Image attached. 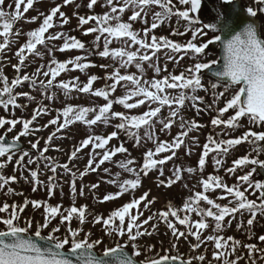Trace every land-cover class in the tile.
<instances>
[{"label":"snow or ice","instance_id":"1","mask_svg":"<svg viewBox=\"0 0 264 264\" xmlns=\"http://www.w3.org/2000/svg\"><path fill=\"white\" fill-rule=\"evenodd\" d=\"M34 2L37 0H14L15 11H4L3 0H0V37L3 42L0 43V52L6 49L10 50L12 41L10 37H19L26 35V42L19 47L14 53L19 63L12 65L17 75L9 80L5 75L3 68L0 67V107L7 110L12 108L26 107V105L18 104V97H26L29 100H35L29 92H15L17 86L28 82L31 87H35L37 83L40 88L45 90L55 86L63 91L65 97H68L73 90L80 93H90L92 98H103L105 103L98 105L95 99L90 101L91 106L74 105L66 103L62 109L56 110V116L48 121V125L55 126V131L48 135L43 149H39L40 140L29 141L30 148L39 152L36 160L31 158L29 150H25L20 146L21 137H27L39 128H33V123L37 117L48 113V106L38 105L33 110L31 118L8 119L0 116V128L5 129L4 134H0V158H6L0 161V189H4L10 182L18 180L17 175H4L3 170L7 164L12 162L14 155L19 153V158L15 159V164L22 169H28V166L36 164L39 167L40 158L51 161V157L45 156L51 147V142L57 133L66 132L75 123L81 122L92 129L93 126L109 125L113 118L118 119L115 124V130L107 135H98L89 132L85 138L79 141V146L70 152L68 159L70 162L79 159L78 153L82 149L90 147L92 149L87 164L82 171L79 172L81 178L89 172H97L105 162L117 163L113 160L116 154H127L129 149L125 143L121 141L118 146H111L110 141L113 138L117 140L123 135L133 141V147H140L143 140H150L154 143V149L148 148L142 155V163H137L135 159L120 160L118 166L123 172L130 173L132 178L120 179L121 172H116L115 178L104 181L98 180L91 184V189L95 190L100 187L101 183L115 185L118 188L116 192H108L102 197H97L99 203L111 202L117 198H121L125 194L130 195V200L121 206L110 210L105 217L103 214H97L89 209L87 204L77 206L76 196L84 195V188H77L76 172L72 171L69 163L63 165L56 164L52 161L51 172L58 174V169L62 168L65 172L70 173V191L72 195L71 206L64 208L62 204L52 205L47 201L29 200L25 198L23 204L4 202L0 206V213H8L7 216L0 215V224L4 227L0 229V264H196V261L202 264H237L243 259L238 253L241 248L247 249V257L249 264H257V259L253 258V253H261L259 264H264V247H258L254 243L243 244L240 240L233 236L226 238L222 233L226 227H231L233 219L237 214L241 220L237 223V228L243 227V216L248 213L250 218L247 219V230L250 231L254 221L259 214L264 217V181L253 179L254 173H257V167L264 169V160L250 157L245 154L233 161L232 167L226 169L227 173H234L237 167L252 165L251 170L246 174L237 177V183L229 186L224 177L216 174H209L206 178L203 172L206 165V158L210 153H214V164L217 167L222 165L223 157L228 155L229 151L236 146L247 142L252 147V152H264V22L258 21V13L264 14V0H254V6L241 7L236 11L233 5L236 0H219L220 4L230 6L227 13L219 7L213 8L215 14L214 19L207 22L201 19L200 12L203 6V0H105L109 10L102 14L78 15V27L83 28L90 21L95 23L83 29V35L95 34L92 47L89 48L84 42L75 36H70L66 32L57 31L49 33V29H53L57 25L54 23V17L59 14L60 27L69 22V17L61 11V4L51 7L48 14L38 12L36 16L26 18L24 16L30 9H34ZM42 2V0H40ZM52 2V0H49ZM74 0H63V5H69ZM99 0H90L87 4L88 9H93ZM22 4H24L22 9ZM182 6V7H181ZM12 6L9 5V8ZM80 5L77 4V8ZM129 10L131 15L127 21L123 20L125 10ZM73 15H77L74 13ZM152 18V23L147 26V17ZM138 18L144 20L145 27L142 29L143 36L140 35L141 30H135L133 23ZM175 19L178 25L171 29L170 35L183 36L191 33V38L187 42H176L169 36H156L154 29L171 22ZM26 20L28 23H34L42 19L39 26L33 30L17 29L13 32L14 25L20 20ZM183 27V31L180 30ZM239 29V30H238ZM209 32L213 33L209 36ZM48 33L46 36L45 34ZM151 39L149 41V34ZM103 38V48L100 50V42ZM62 40L63 43L58 50L64 52L66 50H84L85 55H77L64 61H58L54 56L51 57L47 66L41 64L31 74L24 72L20 75L23 67H26V55H36L43 58L45 53L38 50V46H43L48 54L54 50L50 46L51 42ZM114 42L119 46L110 47ZM138 45L135 50L133 46ZM217 45L221 50V55L217 59H206L210 46ZM161 49L165 50V60L173 61L178 67L180 60L185 56L195 57L194 63L184 68L178 74L168 72L167 64L161 68L159 64L158 53ZM150 50V51H149ZM183 53L177 58L176 54ZM91 55H98L101 58H110L115 66L111 73H108L104 79L111 80L112 83H106L100 88H93L95 81L100 79L97 75H90L85 83L80 82L79 77H73L70 80H59L57 77L61 73H67L70 70L79 69L84 72L89 67L97 66L88 59ZM145 62L149 68L159 76L165 72L161 78L155 76L151 79L145 78ZM9 63H11L9 59ZM54 65V66H53ZM72 65V69H69ZM106 72L112 66L108 64L98 65ZM130 66H134L137 73L131 72ZM218 66V67H214ZM47 67V70H43ZM208 70L211 75L210 86L213 95V104L223 101V107L217 106L214 110L217 115L211 119V125L221 128V133L217 136L209 134L207 142L203 145L202 154L198 160L197 167L174 166L172 173L168 177H164V166L168 162H172L177 157V150L185 143V137H189V133L193 129H199L204 125L199 124L194 118L186 120L181 112L183 109H195L197 115L205 109H201L198 103H204V97L197 93L200 90L207 92L209 89L203 82L204 71ZM123 71V74H122ZM43 76L45 79H38ZM123 82L125 91L119 96L114 97L112 94L116 92L117 86ZM82 83V86H81ZM222 89V90H221ZM56 92L46 95V99L53 100ZM135 97V102H129ZM121 105L124 109L133 110L140 106H145V111L140 114H127L124 111H115L114 105ZM167 107L168 116H163L162 109ZM208 109L212 105H207ZM229 110L232 115L224 118ZM176 118H179V128L182 129L177 136L171 141L159 140L156 135V124L159 123L160 132L170 130ZM242 119H246L248 123H242ZM18 124L22 125L21 130L11 138L9 142L6 139L8 133H11ZM5 126H7L5 128ZM247 128L242 135L235 138H219L220 136H231L238 128ZM256 130H253V129ZM66 138V137H64ZM192 142H198V138L190 137ZM99 149L97 152L95 150ZM170 153V154H169ZM188 154H191L189 149ZM28 157L25 163V158ZM136 164V167H132ZM47 168L48 165L46 164ZM104 173H110V169L105 167L102 169ZM158 172L157 187H172L177 182L183 181V175L200 172L198 185L202 187L201 191H195L187 198L182 199V204L176 206L171 200L166 201V207L152 211L151 205L158 201V197L149 199L151 189L144 191L138 198L134 193L143 186L142 179L147 177L150 172ZM23 175V173H21ZM164 177V178H160ZM29 183L33 184V191L37 190V186L43 183L39 179L38 170H30V179L25 177ZM55 176L48 177L45 188L49 196L54 195ZM243 182V184L241 183ZM246 185V186H243ZM185 188H189L184 184ZM222 189L223 194L216 198H211L207 193L215 192ZM251 190V191H250ZM62 191V190H61ZM191 191V189H189ZM258 196L255 199L250 196ZM247 193V195H246ZM16 194L15 189L7 187L5 195ZM23 195V193H19ZM227 203H219L217 200H225ZM259 201V203H258ZM143 202V203H142ZM204 202V206L202 203ZM31 206L34 209H43L42 220L34 221L32 218H24L22 222L21 213L25 208ZM135 210V214H133ZM148 211L149 215L145 217L144 212ZM183 213V216H181ZM195 213L199 218L191 219V214ZM92 216V223L102 224L105 233L112 237H127L125 243L116 242L115 246H105L101 253L96 252V248L103 244L101 238L92 239L91 231L85 233L82 225L86 222L87 217ZM76 219L80 227L73 228L72 220ZM185 226V231L179 230L177 223ZM208 218H212L211 221ZM226 218H228L226 220ZM59 219V224L52 226V221ZM150 221H162L166 224V228L171 231V236L175 242L170 243L169 248H164L163 241L159 242L160 251L156 252V245L147 246L140 245L138 238L144 236L151 237L158 232L157 223H152L150 227L141 231L142 225H149ZM35 223V231H32ZM61 226L66 228L65 233L58 235ZM47 235L42 232L49 229ZM135 229V231H134ZM195 229V230H194ZM205 229H211V234L202 238ZM164 235H168L165 232ZM195 238L196 243H192L188 237ZM183 238L189 243L190 248L195 251L202 244L208 242L214 245L212 261H206L204 254L193 255L187 259L179 253L178 244ZM258 240L264 242V234L259 235ZM231 242V244L229 243ZM132 249L129 254L128 248ZM145 247L147 251L155 252L154 256L141 257ZM175 249V254L172 250ZM205 250H207L205 248ZM234 256V259H228Z\"/></svg>","mask_w":264,"mask_h":264},{"label":"rangeland","instance_id":"2","mask_svg":"<svg viewBox=\"0 0 264 264\" xmlns=\"http://www.w3.org/2000/svg\"><path fill=\"white\" fill-rule=\"evenodd\" d=\"M90 2V0H74L73 3L69 5H63V0H52V2H49V0H37V2H34V9H30L27 13L24 14L26 18H31L32 16H36L38 12H43L44 14H48L51 7H54L56 4H61V11H63L67 17H69V22L66 25H63L61 28L60 25V18L59 14H57V17H54V23L57 25L53 29H49V33H54L57 31L66 32L70 36H75L78 39H80L82 42L86 44L87 47H92V42L94 40L95 34H88L83 35V29H86L87 27L94 24V21H90L88 25H84L83 28H79L78 24V15H83L87 17L88 15L93 14H102L104 11L109 10L105 0H99V2L94 5L93 9H88L87 4ZM119 2V0H117ZM177 0H174V3H176ZM248 5L254 6V0H246ZM24 3H26V0H24ZM77 4L80 5L79 8H77ZM9 5L12 7L9 8ZM24 4H22L23 9ZM182 7V6H181ZM3 9L4 11H15L14 8V0H3ZM74 13H77V15H73ZM131 15V12L129 10H125V13L123 14V20L127 21L129 16ZM147 19V26H150L152 23V18L149 16ZM42 22L41 20H38L34 23H28L26 20L22 19L19 22H17L14 25L13 32L17 29H22L25 32L27 30H33L36 27L39 26V23ZM144 20L138 18L136 22L133 23V28L135 30H141L140 35L143 36L142 29L145 27ZM178 25L175 23V19L173 18L171 22V27L168 23L163 24L162 26L158 27L157 29L153 30V33L156 36H169L170 39L176 41V42H187L191 38V33H187L183 36L180 35H170L171 29L176 28ZM180 30L183 31V27H180ZM0 31H2V28H0ZM149 34V41L151 39V34ZM46 36L48 33L45 34ZM26 35H20L18 38L13 36L10 37V40L12 43L10 44V50L6 49L3 52H0V67L3 68V71L5 75L9 77V80L14 78L17 75L16 70L12 67V65H15L19 63L18 58L15 57L14 53L19 49L21 45H23L26 42ZM3 42V38L0 37V43ZM63 43L62 40H56L51 42L50 46L53 47L54 50L51 54H48L45 51V48L43 46H38V50L41 52H44L45 55L43 58L37 57L36 55H29L27 52H25L26 55V61L25 65L26 67H23L21 70L20 75H23L24 72H27V74L31 75L36 68H38L41 64L47 66L49 63V60L51 57H55L58 61H64L69 58H73L77 55H85L86 53L84 50H66L64 52H60L58 50L59 46H61ZM119 44L117 42H114L110 45V47H117ZM138 45L133 46V50L137 48ZM103 48V38L100 42V50ZM150 51V50H149ZM159 57V64L161 68H163L164 64H167V71L172 72L175 74H178L180 71H182L184 68L190 66L192 63H194L195 57H191V54L189 56H185L184 59L180 60L179 66L177 67L173 61L165 60V50L161 49L160 52L157 54ZM177 58H179L180 55H183V53L176 54ZM214 58L213 54H208L206 59L211 60ZM9 59L11 63H9ZM89 60H91L94 64L97 66L95 67H89L84 70V72H81L79 69L70 70L69 72L61 73L59 77H57V81L54 82L58 83L59 80H70L73 77H79L80 82L85 83L90 75H97L100 77L97 81L94 82L93 88H100L104 86L106 83L110 84L112 83L111 80H105L104 77L108 73H111L113 71V68L118 65H114L113 61L110 58H101L98 55H91L88 57ZM101 64H108L112 65L107 69V72L99 67L98 65ZM54 66V65H53ZM145 66V78L151 79L152 77L161 78L165 72H162L159 76L153 71V69L149 68L147 65V62L144 64ZM69 69H72V65L68 66ZM43 70H47V67H45ZM131 72L137 73L139 75L138 70L134 66H130L129 69ZM123 74V71H122ZM38 79H45L43 76L38 77ZM205 85L208 87V91L205 92L203 90L198 91V95L201 97H204V103H198V106L202 110L198 115L195 111V109L191 108L190 105L188 108H185L182 110L181 115L184 116L186 120L195 119L199 124L204 125V127L199 129H193L189 133V137H185V143L181 146L180 149L177 150V157L173 158L172 162L166 163L164 166V177H168L173 169L174 166H183L184 169H187L188 167H197L198 166V160L200 155L203 151V145L207 142V136L209 134H212L213 136H217V134L221 133V128L216 127L214 128L211 125V119L217 115V112L214 110L217 106L223 107V101L218 102V104H213V95H212V89L210 86L209 81H203ZM81 83V86H82ZM0 86H2V82H0ZM222 90V89H221ZM125 91V87L123 86V82H121L120 85L117 86V90L112 95L114 97H119L123 92ZM15 92H29L31 96L35 97V100H29L26 97H18V104L20 105H26V107H20V108H12L11 106L9 109L5 110L2 107H0V116H4L8 119H11L13 117L16 118H24L29 119L31 118L33 114V110L38 107V105H46L48 106V113L42 114L37 117V120L33 123V128H39V131H34L32 134L25 137L26 141L29 143V141H36L40 140L39 149H43L45 141L49 134L55 131V126L48 125V127H41L42 125H45L53 119L56 116V110L62 109L66 103H72L74 105H84V106H91L90 101L92 99H95V102L98 105H102L105 103L103 98H92L90 96V93H80L75 90L72 91V93L65 97L63 91H60L55 86L48 89L45 93V90L40 88L39 84L35 87H31L28 82H24L22 85L17 86L15 89ZM53 92H56V97L53 100L46 99V95H51ZM135 97L132 98L129 102H135ZM207 105H212L211 109L207 108ZM115 111H124L127 114H140L143 111H145V106H140L138 109L128 110L124 109L121 105H114ZM163 116H168V109L165 107L162 109ZM232 111L229 110V113L226 114L224 118H227L228 115H232ZM118 119L113 118L109 125H100V126H93L92 129H87V126L83 125L81 122L75 123L74 126H71L66 132L57 133L56 137L51 142V147L47 153H45V156L51 157V161H46L43 158H40L39 161V167L37 168L36 164L28 166V169H22L19 166L15 164V159L19 158V154L14 155V159L12 162L8 163L6 168L3 170L4 175H12L15 174L18 177V180L16 182H10L9 185L5 186L4 189H0V206L3 205L4 202H7L9 204L17 203V204H23V201L25 198H28L29 200H41V201H47L48 203L52 205L56 204H62L64 208L70 207L72 202V195L70 191V173L65 172L62 168L58 169V174H53L51 172V167L55 166L53 165L52 161H55L56 164L63 165L64 163H69L70 167H72V171L76 172V184L77 188H84V195L83 196H76V205H84L87 204L89 206V209L97 214H103L105 217L109 214L110 210L115 209L118 206H121L123 203L128 202L130 200V195L125 194L121 198H117L111 202H104L99 203L96 199L97 197H102L104 194H107L108 192H116L118 191V188L115 185H110L106 182L101 183L100 187L98 189H91V184L97 182L98 180L103 179L104 181H107L109 179L115 178L116 172H121L120 179L125 178H132L130 173H125L123 170H121L118 166V162L120 160H126V159H135L137 163H142V155L148 148L154 149V143L150 140H143L142 145L140 147H133V141L129 140L127 137L121 135L120 137L125 138L126 147L129 149V153L127 154H116V156L113 158V162H105L104 165L101 166L100 169L97 170V172H89L86 176L83 178L80 177L79 172L84 169V167L87 164V159L92 151L90 147L84 148L81 150L80 153H78L79 159L73 162H70L68 159V156L70 155V152L74 150L75 147L79 146V141L86 137L89 132L93 134L98 135H107L111 132V130H115L114 126L116 123H118ZM243 124H247L248 121L246 119H242ZM7 126H5L6 128ZM22 128L21 124H18L16 128L11 132L12 136H15ZM160 125L159 123L156 124V135L159 138V140H168L171 141L172 138L177 136V134L182 131V129L179 128V118H176V123L173 124V126L170 128V130H166L165 132L159 131ZM5 130V129H3ZM247 128H238L235 132L231 134V136H220L219 138H235L236 136H240L243 134L244 131H246ZM253 130H256L255 128ZM66 137V138H64ZM190 137H196L198 138V142H192L190 140ZM111 146H118L120 143L119 140L116 138H113L110 142ZM198 146L200 148H198ZM189 149L191 150V154H188ZM99 152L100 150H95ZM39 153V152H38ZM170 154V153H169ZM245 154L250 155V157H255L261 160H264V155L259 153L252 152V147L247 143L244 142L239 146L234 147L231 149L228 153V155L223 157H218L222 159V165L219 167V170L217 171V167L214 164V153H210L209 156L206 158V165L203 172L204 178H206L209 174L213 175H220L224 177L225 182L231 186L235 183H237V177L246 174V172L251 170V165L237 167V170L234 173H227L226 169L229 167H232L233 161ZM39 156V155H38ZM38 156H31L33 160H36ZM6 158H1L0 161L4 160ZM28 157L25 158V163L27 162ZM48 165L46 168L45 165ZM136 164H133L132 167H136ZM109 168L110 173H104L102 171L103 168ZM30 170H38L39 173V179L43 181L42 184L37 186V190L33 191V184L29 183L28 180L25 179V177L30 179ZM23 173V175H21ZM158 172L153 171L150 172L149 175L142 179L143 186L140 187L138 190L135 191L134 195L135 197H139L144 191L151 189V195L156 196L159 198V200L151 205V209L153 212L160 210L164 207H166V201L171 200L172 203L176 206H180L182 204V199L187 198L189 195L193 194L195 191H201L202 187L198 185V180L200 179V172L197 171L193 174H187L186 172L183 175V181L175 183L172 187H157V178H158ZM55 176V190L54 195L49 196L47 189L45 188V184L48 182V177ZM164 177H160L161 179ZM254 179V178H253ZM243 184V182H241ZM184 184H187L189 188H185ZM246 186V185H243ZM7 187H11L15 189L16 194H9L5 195ZM191 189V191H189ZM62 190V191H61ZM251 191V190H250ZM19 193H23V195H20ZM210 195L211 198H216L223 194V190L219 189L215 192L207 193ZM247 195V193H246ZM258 196V192L254 196H250L249 198L255 199ZM150 199V197H149ZM219 203H227L228 200H217ZM143 203V202H142ZM202 206H204V202H201ZM259 203V201H258ZM42 212L43 209H34L31 204H29L28 207L25 208L24 212L21 213L22 222L24 218H32L36 222H40L42 220ZM133 214H135V210H133ZM0 215L7 216L8 213H0ZM145 217L149 215V212L145 210L144 212ZM181 216H183V213H181ZM199 217L195 214H191V219L196 220ZM250 216L248 213H245L243 216V227L237 228V223L241 220V217L239 214H237L236 218L233 219L231 227H226L222 233H219L220 235L224 236L225 238L227 236H233L235 239L240 240L243 244L247 243H254L258 247H264V242H261L258 240L259 235L264 234V217H260L259 214L257 216L256 221H254V224L250 231L247 230V219H249ZM93 217L88 216L86 222L82 225L84 228L85 233L91 231L92 233V239L101 238L103 240V244L97 246L96 249L103 250L105 246H115L116 242L125 243L127 240V237H119L118 235L115 236H108L105 231L102 224H94L92 223ZM228 218H226L227 220ZM174 220V218H173ZM209 221L212 220V218H208ZM175 222V220H174ZM152 223H157L158 226V232L154 233L151 237L144 236L142 238H138V243L142 246H147L151 244L156 245V252L160 251V245L159 242L163 241L164 248H169L170 243H174L175 240L171 236V231L166 228V224L162 221H150L149 225H142L141 231H143L144 228H148L150 232L153 231V229L150 227ZM177 227L181 231H185V226L179 225L178 222ZM59 224V219L52 221V226H56ZM71 226L73 228L80 227L78 221L74 218L72 220ZM3 225L0 224V229H3ZM195 230V229H194ZM32 231H35V223L33 225ZM49 229L43 230L42 233L47 234ZM66 231V228L64 226H61V231L58 233V235H63ZM135 231V229H134ZM165 232H168V235H164ZM211 234V229H205L202 233V238L204 236H207ZM188 239L192 243H196V240L194 237L189 236ZM231 244V242H229ZM205 248L207 250H205ZM214 245L210 244L208 242H205L201 245L199 249H196L193 251L190 248V245L188 242H186L183 238L180 239L178 244V250L179 253L184 256V258H189L193 255H199L204 254L206 256V261H212ZM176 250H172V254H175ZM240 256L243 257V259L239 260L237 264H249V260L247 257V249L241 248L240 252L238 253ZM155 252L147 251V248L145 247L144 251L142 252L141 257L139 259H143L144 256H154ZM261 253L255 252L253 253V258L257 259V264H259V257ZM228 259H234V256H229ZM198 264H202V262L197 261ZM222 264V261H221Z\"/></svg>","mask_w":264,"mask_h":264},{"label":"water","instance_id":"3","mask_svg":"<svg viewBox=\"0 0 264 264\" xmlns=\"http://www.w3.org/2000/svg\"><path fill=\"white\" fill-rule=\"evenodd\" d=\"M244 6H249L247 4L246 0H236V4L233 5L232 7H234L236 9V11H239L240 8L244 7ZM216 7H219L220 9L224 10L227 13L230 6L220 4L219 0H203V6H202V10L200 12L201 19L204 20L205 22H207L209 19H214L215 14L212 12V9L216 8ZM257 20L264 22V14L258 13ZM212 34L213 33L209 32V36H211ZM206 51L208 52V54L214 55L213 59H217L221 55V50L219 49V47L217 45L210 46V48ZM214 67H218V66H214ZM203 71L205 73L203 76V81H209L210 82L211 81V75H210L209 71L208 70H203ZM4 131L5 130L0 128V134H4ZM12 137L13 136L11 135V133H8L6 136V139L10 142ZM20 146L25 150H29L31 153V156H38L39 155L37 150L30 148V144L26 141L25 137H21ZM16 154H19V153H16ZM261 154L264 155V152H261ZM251 167H253V166L251 165ZM256 167H257V173H254L253 178L264 181V169L259 168V166H256ZM42 234L47 235L44 233H42ZM95 250L98 254L102 252L101 250H98V249H95ZM127 250L129 251V254H132V249L130 247ZM185 259H187V258H185ZM196 264H198L197 261H196Z\"/></svg>","mask_w":264,"mask_h":264},{"label":"trees","instance_id":"4","mask_svg":"<svg viewBox=\"0 0 264 264\" xmlns=\"http://www.w3.org/2000/svg\"><path fill=\"white\" fill-rule=\"evenodd\" d=\"M111 131H112V130H111ZM119 141H120V142L123 141L124 143L126 142V141H125V138H123V137H122V138L120 137ZM125 145H126V143H125ZM198 148H200V147L198 146ZM69 176H70V179H71V175H69ZM149 197H150V199H151L152 197H156V196H153V195H151V193H150V196H149ZM158 200H159V199H158Z\"/></svg>","mask_w":264,"mask_h":264}]
</instances>
